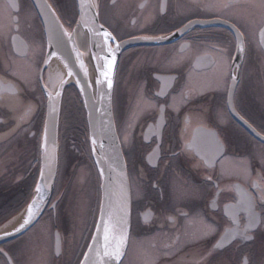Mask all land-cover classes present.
Masks as SVG:
<instances>
[{"label":"flooded vegetation","instance_id":"af4514ba","mask_svg":"<svg viewBox=\"0 0 264 264\" xmlns=\"http://www.w3.org/2000/svg\"><path fill=\"white\" fill-rule=\"evenodd\" d=\"M48 1L71 31L76 3L65 17L55 0ZM96 1L100 23L115 37L111 45L137 36L155 39L121 51L113 82L131 190L130 233L119 264H264V0ZM46 51L31 0H0L2 201L24 195L27 187L31 193L35 183L46 112L42 83L50 70H42ZM67 103L82 106L72 83L63 90L60 139ZM72 158L60 147L57 196L54 190L34 225L0 244V264H36L34 230L47 214L53 256H64V227L71 220L60 203ZM94 195L92 223L98 191ZM233 231L243 235L228 239Z\"/></svg>","mask_w":264,"mask_h":264},{"label":"water","instance_id":"95a60500","mask_svg":"<svg viewBox=\"0 0 264 264\" xmlns=\"http://www.w3.org/2000/svg\"><path fill=\"white\" fill-rule=\"evenodd\" d=\"M77 7V22L69 31L60 21L55 9L48 0H31L44 26L47 41V51L43 67L50 68V64L58 61L64 70V75L53 88L42 83L46 95V112L40 140V165L35 185L25 204L12 216L0 223V244L22 235L42 215L46 208L55 184L58 169L60 146V116L64 86L72 83L78 90L84 116L86 119L88 144L92 159L99 176V206L95 225L88 245L79 264H119L127 243L130 231L131 193L127 173L126 161L116 132L112 108V89L118 57L122 50L134 45L155 43V39L148 41V37L137 36L123 41L105 42L103 32L108 31L99 21L96 0H75ZM86 30L88 35V53L86 56L79 50L75 41V28ZM117 45H119L117 49ZM112 48L114 53H109ZM55 53V54H53ZM115 58L111 72L112 86L109 88L103 72L106 71L107 60ZM47 61V63H45ZM71 72V74H70ZM99 81V83H97ZM59 92L60 95L56 96ZM51 93L53 100L49 99ZM55 105L56 112H51ZM93 140L95 143H93ZM53 158L49 168L45 153ZM43 168L44 177H41ZM37 184L41 191L37 192ZM35 201L39 207L35 211L32 221L20 231L17 228L27 216L29 203ZM53 201L50 207H54ZM110 220L109 239H104V222ZM10 233V235H5ZM126 236V243L122 247V254L117 261L111 255L119 237ZM91 246V247H89ZM61 243L58 233L55 234V255L61 253ZM87 253V257L85 256ZM6 256L11 262L10 256Z\"/></svg>","mask_w":264,"mask_h":264},{"label":"rangeland","instance_id":"374dc122","mask_svg":"<svg viewBox=\"0 0 264 264\" xmlns=\"http://www.w3.org/2000/svg\"><path fill=\"white\" fill-rule=\"evenodd\" d=\"M74 1L75 0H55L54 2L58 10L60 12L62 11L66 17L73 12ZM68 106H70V104L67 103L65 105L66 114L64 117L67 116ZM69 134L70 140L68 142V146L70 150H72V156L74 158L71 171L73 175L66 190V194H64V199L62 198V202L60 203L61 209L67 215L68 219L71 220V225L64 227L66 232L65 253L63 257H59L58 261L53 256L48 237V231H50L48 224L50 214H47L46 220L40 222L34 230L36 237H38L36 242L37 245L35 246L38 251L33 254V256L31 255V258L36 261V264H44V262L52 264L53 261L59 262L60 264H73L77 258L83 241H85L90 228L93 226L92 220L95 208L94 194L98 191V187L96 185L97 180H94V165L88 157V152L85 146L81 144L80 140H75L74 136H76L77 133L74 130H71ZM58 171L59 164L57 174ZM54 190L55 184L53 191ZM75 226H77L79 230H75Z\"/></svg>","mask_w":264,"mask_h":264},{"label":"trees","instance_id":"16d2710c","mask_svg":"<svg viewBox=\"0 0 264 264\" xmlns=\"http://www.w3.org/2000/svg\"><path fill=\"white\" fill-rule=\"evenodd\" d=\"M62 119H64V121L62 123L63 128L60 139V145L62 140V146L60 147L61 151L63 150L64 157L67 156V154L69 157L72 156V150H70L68 142L70 140L69 132L71 130H74L77 135H72L74 136L75 140H80L82 143H84L91 160L87 138L86 121L82 106L76 104L68 106L67 116L64 118L62 117ZM59 189L60 188H57L53 195L57 196L56 194ZM29 191V187H27V190H25L24 195H20L18 197L13 198L10 197L9 199L5 197L4 201H2L3 199L0 196V201H2L0 202V223L15 214L25 204V202L28 200V197L30 196Z\"/></svg>","mask_w":264,"mask_h":264},{"label":"snow or ice","instance_id":"6c2138e0","mask_svg":"<svg viewBox=\"0 0 264 264\" xmlns=\"http://www.w3.org/2000/svg\"><path fill=\"white\" fill-rule=\"evenodd\" d=\"M13 6H15V5H13ZM227 6L228 5H225V7H227ZM191 23H193V22H190L189 24H186L184 27L185 28H189L191 26ZM233 27L235 28V25H233ZM180 30L183 31L184 29H180ZM236 33H237V48L240 51H243V48L241 47V43L239 41V37H240L241 33L239 32L238 29H236ZM103 36L105 38V42H107L108 39H113V40L115 39V37L112 35V33L108 32L106 30L103 32ZM161 38L163 39L164 37H161ZM118 47H119V45H117V49H118ZM107 51L109 53H114V50L112 48H108ZM53 54H55V53H53ZM45 63H47V61H45ZM114 63H115V58H114V55H113V59L107 60V63H106V66H105L106 67V71L103 72L104 77L107 79V83H108L109 88H111V86H112V80H111L110 76H111V72H112V68H113ZM70 74H71V72H70ZM233 79L235 80L236 77H233ZM97 83H99V81H97ZM59 95H60V93L57 92L56 96H59ZM49 99L53 100V97H52L51 93L49 94ZM51 112L52 113L56 112V107H55L54 104L51 106ZM241 119H243L242 116H241ZM245 123H247V121H245ZM93 143H95L94 140H93ZM45 158H46L47 164H48V166L50 168L52 163H53V158L49 155L48 152L45 153ZM41 177L42 178L44 177L43 168L41 169ZM207 179L209 181H211L212 180V176H208ZM36 191L37 192L41 191V188H40L39 184H37ZM38 207H39V205L35 201H33L32 203L28 204L27 216L24 219V222L19 226V228L16 229V231H20L21 229H23L25 227V225L29 224L32 221V219H33V217L35 215V211H36V209ZM147 219H148V216L145 217L146 221H147ZM170 219H172V218L170 217ZM110 220H111V214H109V219L105 220V222H104V239H105L106 242L109 239ZM237 234L243 235V233H238L237 231H233L228 239H231L233 236H235ZM5 235H10V233H5ZM245 239H250V237L245 236ZM125 243H126V236H121L116 241L115 247H114L111 255L114 256L117 261H119V259L121 257L122 247H123V245ZM89 247H91V246H89ZM85 256L87 257V253H85Z\"/></svg>","mask_w":264,"mask_h":264},{"label":"bare ground","instance_id":"6f19581e","mask_svg":"<svg viewBox=\"0 0 264 264\" xmlns=\"http://www.w3.org/2000/svg\"><path fill=\"white\" fill-rule=\"evenodd\" d=\"M75 41L79 48V50L84 54V56L88 53V35L86 30L82 27L77 26L74 32ZM64 75V70L58 63V61H54L50 64V70L48 75V84L51 88L55 87L57 83L61 80Z\"/></svg>","mask_w":264,"mask_h":264}]
</instances>
